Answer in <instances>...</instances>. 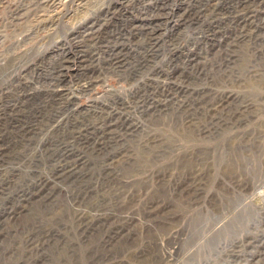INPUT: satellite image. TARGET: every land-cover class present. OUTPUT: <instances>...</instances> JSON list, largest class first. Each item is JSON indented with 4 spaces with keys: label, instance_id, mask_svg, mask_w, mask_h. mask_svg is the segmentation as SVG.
Wrapping results in <instances>:
<instances>
[{
    "label": "rangeland",
    "instance_id": "1",
    "mask_svg": "<svg viewBox=\"0 0 264 264\" xmlns=\"http://www.w3.org/2000/svg\"><path fill=\"white\" fill-rule=\"evenodd\" d=\"M0 1V226L6 233L15 224L31 226L37 214L58 216L59 225L51 220L47 223L63 238L45 249L47 259L40 264H264V53L255 54L244 41L233 69L225 70L219 68L217 44L221 33L230 28L226 9L243 0H164L170 10L168 20L161 36L152 40L131 29L157 0H68L60 14L50 15L59 18L56 27L41 33L34 29L33 37L20 47L15 44L23 41L20 28L12 25L24 13L15 18L13 14L18 6L35 9L38 3ZM42 1L43 11H49L46 0ZM258 3L264 6V0ZM92 23L97 37L101 36L98 42L85 32H70L69 28ZM116 39L125 43L128 66L121 75L112 76L104 72L107 56L102 47H110ZM177 51L185 59L187 55L204 57L206 51L210 54L199 66L205 76L187 71L177 82L178 92L185 94L189 104L201 97L212 102L221 96L232 97L229 102L240 115H233L239 124L216 125L209 134H200L170 114L146 115L145 129L124 146H115L111 154L116 157L113 175L127 177L136 194L117 203L109 197L102 202L117 204L122 218L134 217L129 231L116 241L113 230L124 222L83 229L74 215L78 207L70 205V199L77 195L82 199L89 190L101 187L100 159L93 162L96 165L90 161L83 167L84 177L69 197L58 187L53 204L56 211L42 209L41 199L35 197L26 203L24 213L9 220L4 205L17 186L49 174L50 163L37 159L41 149L52 150L56 157L67 152L78 156L85 141L97 135L89 132L81 143L73 144L71 138L56 136L58 128L72 126L93 104L135 102V87L158 79L157 74L165 81L173 73L176 64L172 58ZM178 67L181 73L183 66ZM87 80L93 87L81 90ZM154 138L159 141L152 142ZM179 181L197 184L194 200L173 197L172 188ZM6 182L14 186H3ZM163 202L168 204L165 211ZM148 209H156L162 218L150 217ZM8 240H1L2 244ZM24 242L18 257L24 259L25 251L31 259L33 254L25 250ZM13 259L5 264H16Z\"/></svg>",
    "mask_w": 264,
    "mask_h": 264
},
{
    "label": "bare ground",
    "instance_id": "2",
    "mask_svg": "<svg viewBox=\"0 0 264 264\" xmlns=\"http://www.w3.org/2000/svg\"><path fill=\"white\" fill-rule=\"evenodd\" d=\"M36 1L38 3V7H36L35 9H30V6H18L17 11L13 14L15 18L21 12L24 13V15L13 19V22H15L16 24L13 23L14 25H12V27H19V32H21L20 35L23 37V41H15L17 47H20L23 43H25L24 41L30 40V36L34 34L33 33L32 35H30V33L33 32L34 29L35 33H41L47 28L50 29L54 27L59 18H52L50 17V15L60 14V10L63 9L66 1L68 0H46V7H48L49 10L47 12L43 11L45 10V8L42 6L43 4H40L42 0ZM87 1L88 0H86V3ZM30 2L32 3L33 1ZM261 5L262 4L259 5L258 0H243L240 3L237 2L234 5H230L229 8L226 9L231 22L229 25L230 28H225L226 30L221 33V37L217 41L220 49V69L227 70L232 68L239 56L238 47L242 46L241 44L244 41L249 42V44L254 48L253 51L255 52V54L264 53V6L262 5L261 7ZM169 11L170 10L168 4H166L164 0H157V2L149 7V9L144 12V14H141L142 17L140 21L137 22L131 30H135V32H137L138 34L146 36L147 39L152 40L159 36L160 32L163 30V27H165L164 22L168 20L167 18ZM216 13L217 10H214L213 14ZM215 16H217V14ZM24 20L25 22H23ZM27 23L32 26V28L30 27L31 29L28 27ZM92 24H90L91 26L89 25L88 27H84V25L81 24L76 26L75 24L76 27L74 29H69L70 32H75V34H78L79 32H85L86 35H90V38H96L98 42V39L101 36L99 38L97 37L94 23ZM24 27H28V29ZM24 30H27V32H25ZM215 33L218 34L219 32L217 31ZM118 40L116 39L115 41L109 43L108 45H110V47H102L104 51L103 53L107 56V58L105 59V65L107 66V68L104 70V72L112 76L121 75L123 69L128 66V55L125 54L126 49L125 47H123L125 43ZM101 52L102 51H100V53ZM63 56L66 59L68 58V54H63ZM209 56V51H206L204 57L199 56L198 58V56L195 55H187V58L185 59L183 53L177 51L172 58L174 60V63L176 64V68L174 69L173 73L166 75L167 77L165 81L161 80L162 77L157 74L158 79L154 80L155 78L153 77L154 79L147 80L146 84L142 86L140 85L141 87H135V89L133 90L135 93V102H123V104L120 105L93 104L92 108L86 110L81 114V117H79L80 120L74 118L75 120L73 121L72 126H67V124L64 127L60 126L56 131V136H63L64 138L66 137L67 140L71 138L73 139L71 140L73 141V144L77 142L81 143V140L85 139L84 136L90 134L89 132H97V135L94 138L89 139V141H85V143L83 142V153L79 154L78 156H69L71 153L67 152L59 157H56L55 153L52 150L41 149L39 157L37 159L40 162L43 161L44 163H50L51 168L48 172L49 174L37 175L34 180L25 181L21 185L17 186L18 188L13 193L12 199H10L9 201H7V199V202L4 205V210L5 212H7L9 220H13L14 217L17 216V214L24 213V209L27 207L26 203L30 202V200L35 197L41 199L40 206L42 209L56 211V209L53 208V204L55 200L54 198L59 192L58 187L60 188V192H63L66 197H69V194H73V191L77 189V185L84 177V173H82L81 171L83 167L85 168L88 163L90 165V161H92L91 165H96L97 163L93 162H96V160L100 159L102 160L101 173L103 175L101 187L99 189L95 188L93 190H89V192L85 194L87 196H84V198L82 199L78 198L79 195H77V198L70 199V205H72L71 208L78 207L77 209H75L74 215L83 229H86L87 227H96L97 229H101L106 224L110 225L111 223L116 221L119 223L124 222L123 225H118L117 228L113 230L116 231L114 241L122 238V235L129 231L134 217L122 218L123 213L119 212V207L117 208V204L106 205L102 202L106 201L107 197L115 199V203L119 202L120 200L133 198L136 194L132 188L135 186L132 185L127 177L122 178L119 174L113 175L112 167L116 162V157H112L111 154L112 151H114L115 146H124V143L127 142V140L134 138L142 130L145 129V122L147 121H144V117L146 115H151L152 118L156 117L157 114H159L160 116L170 114L172 118H177L178 121L187 126L190 131L195 130L196 133L200 134H209L210 131L214 127H216V125L223 124V126L225 125L226 127L228 124H239L238 118L236 119L235 117H233L234 114L237 115V117L240 115H238L235 110L233 112V109L231 107L232 105L230 103L232 102L230 100L232 99V97L221 96L220 100H218L217 102H212V99L210 101H206V99L201 97L199 102L194 101L189 104L188 99L184 97L185 94L178 92L179 88L177 86V82H179L180 80L182 81V77L186 74L187 71L192 70L193 72L199 74L201 72V68H199L200 64H203L202 61L207 62L209 60ZM6 60L7 59H5V61ZM180 64L183 66V70L181 71V73H178V71H180L178 69V66ZM62 72L63 71H60L59 73L61 74ZM101 72H103V70ZM200 75L205 76V71L203 70ZM93 85L94 83H92L91 80H87L85 87H82L81 90L89 89L93 87ZM54 89L56 90L58 88ZM133 109L134 114L131 113V110ZM134 118L138 119L134 120ZM235 119L237 122H234ZM154 140L159 141L154 138L152 142H154ZM192 159L193 158H190L191 162ZM184 165L185 163H182L181 166ZM183 169L186 170L187 168L183 167ZM180 171H182L181 167ZM6 185L14 186L12 182H6L3 186ZM198 192L199 188L197 184L192 185L190 183H187V181H179L172 188L174 198H188V201H192V198L194 200L193 196L197 195ZM159 206L160 204L158 205V207ZM166 207H168V204L163 202L161 209L165 211ZM146 211L150 212V217L154 216L155 219L162 218L161 214L159 212L157 213L156 209L154 212L149 209ZM47 220H51L53 221V223L55 221V225H59L58 216H56L55 214H53V216L51 215V217L44 216L43 214H37L31 226H21L15 224L13 225V227L7 230L8 233H6L5 229L0 226V264H5V262H8L10 258H14L13 260H15L16 264H40V262L45 261V259H47L45 249L47 247L49 248L52 245L61 243V240L63 238L54 228V225H50L47 223ZM14 222H16V220ZM12 236H15V238L13 240H8L9 237ZM3 239L8 240L5 241L7 243L6 245L2 244L3 241L1 240ZM23 239L25 241L23 243V245H25L26 247L25 250L30 249L33 254V257L31 259L27 258L28 255H26L25 251V258L27 259H20L18 257L22 252V248L21 252L18 248H20Z\"/></svg>",
    "mask_w": 264,
    "mask_h": 264
}]
</instances>
